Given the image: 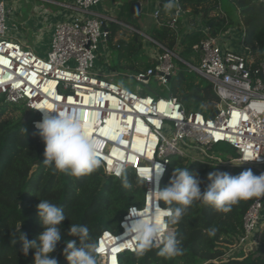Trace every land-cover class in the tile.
Masks as SVG:
<instances>
[{"label": "built area", "instance_id": "obj_1", "mask_svg": "<svg viewBox=\"0 0 264 264\" xmlns=\"http://www.w3.org/2000/svg\"><path fill=\"white\" fill-rule=\"evenodd\" d=\"M105 1L52 2L61 11L49 50L42 55L15 38L7 0H0V98L34 114L31 125L36 131L35 122L42 119L37 108L78 117L98 146L99 169L106 177L121 179L130 172L144 182L143 206L130 208L155 211L162 222L171 210L163 208L162 201L150 192L157 189L159 165L164 169L158 185L162 190L174 157L214 159L209 151L226 144L237 151L238 157L231 160L234 164L258 159L240 166L220 161L221 165L264 173V62L254 67L245 54L224 47L221 39L207 38L194 46L201 59L199 67L185 62L177 51L160 46L162 51L154 55L155 66L134 74L136 82L145 86L152 79L167 86L177 72L174 60L184 62L208 81L219 97L214 118L187 112L173 97L132 92L97 71L99 53L110 40L109 25L117 23L96 12ZM181 1L169 0L176 13L172 28L182 12ZM155 15L158 18L159 11ZM148 40L156 45L150 37ZM263 220L264 197H259L246 211L243 236L230 252L242 246L250 249ZM125 223L128 211L119 233L105 230L97 239L94 254L98 264H120L122 255L136 252L135 242L125 233ZM165 230L174 232L168 224Z\"/></svg>", "mask_w": 264, "mask_h": 264}, {"label": "trees", "instance_id": "obj_2", "mask_svg": "<svg viewBox=\"0 0 264 264\" xmlns=\"http://www.w3.org/2000/svg\"><path fill=\"white\" fill-rule=\"evenodd\" d=\"M50 1L62 3L66 0ZM228 2L238 11V27L243 33L241 44L245 56L256 67L264 62V0ZM168 5L160 9L157 24L148 37L156 43L159 51H162L160 46L177 51L181 59L194 67L193 61L199 59L194 51L195 45L207 38H219L235 27V22L227 13L224 16L220 14L221 0H182L180 5L184 14L190 17L189 24L193 27L202 23L208 29V34L195 32L181 37L179 21L176 28H172L163 20L165 14L175 13L173 5ZM129 7L130 4L125 3L123 12H129ZM121 18L119 21H125ZM126 23L141 31L135 23ZM113 26L110 40L119 32L120 26L117 23H113ZM120 43V55L127 53L131 57L137 54L135 64L131 65L134 72H141L139 65L145 70L154 67L152 59L142 54L144 48L138 33H134L130 41ZM142 55L146 58H142ZM171 82L168 98L177 99L187 112H198L206 118L215 117L220 101L208 81L198 75L190 78L182 72H176ZM26 116L20 107L0 98V264H34L35 249H30L25 256L19 237L22 232L32 241L44 231L37 209L41 200L63 208L66 218L59 226L61 240L50 257H55L58 264H68L63 254L67 243L76 241L79 244L78 237L68 235L71 224L87 226L89 236L86 243L95 247L97 239L105 230L113 234L120 232L119 224L130 207L143 206L146 187L143 181L130 172L116 179L106 177L103 170L98 168L90 175L76 178L46 166L43 162L45 144L38 131L32 127L30 118L25 119ZM222 150L232 156V160L238 157L237 151L231 146H225ZM211 152L209 155L214 156V159L206 158L205 161L174 157L163 180L162 190L168 186L174 168H187L189 173L196 174L201 181L202 192L211 183L207 178L209 173L227 172L236 176L251 169L254 175L261 174L252 168L217 166L220 161L225 163L228 160ZM33 167H37V170L31 174ZM236 169L238 172L234 173ZM125 182L131 187L126 188ZM255 199L241 200L232 205L228 212L216 211L209 205L195 201L187 208L179 223L169 225L180 241L183 255L165 259L158 256V249L153 247L142 256H138L137 252L122 255L120 264H264V237L246 252L227 256L243 236V218ZM162 207L172 211L175 205H167L162 201ZM210 228L216 229L215 235H208Z\"/></svg>", "mask_w": 264, "mask_h": 264}, {"label": "clouds", "instance_id": "obj_3", "mask_svg": "<svg viewBox=\"0 0 264 264\" xmlns=\"http://www.w3.org/2000/svg\"><path fill=\"white\" fill-rule=\"evenodd\" d=\"M171 7V3L168 5ZM42 112V119L35 122V128L42 138L44 149V164L71 177L87 176L101 165L98 158V146L95 140L87 134L81 121L76 116H66L54 109L37 108ZM55 113V114H53ZM26 131V129H25ZM258 158L245 159V161ZM164 169L159 165L156 172L157 189L150 192L154 199L163 201L167 205H175L167 220L162 222L157 212L140 211L133 208L128 210V223L124 224L125 233L135 242L138 256L144 255L153 247L158 249L157 255L165 259H172L183 255V249L176 234L165 230V224L174 225L180 222L187 208L195 201L211 206L214 210L228 212L232 205L241 200L264 197V173L254 175L249 170L232 176L227 172L208 174L211 183L202 192L201 181L196 174L189 173L187 168H174L169 184L163 190L159 189V179ZM117 175H120L117 172ZM152 177L149 178V180ZM124 186L131 187L127 182ZM40 222L44 231L32 241L20 232L21 251L27 256L30 249H35L34 264H58L55 257H50L57 243L61 240L60 225L65 220L63 208L41 200L37 205ZM216 229H208V235H215ZM68 235L78 237L76 241L67 243L63 254L68 264H97L94 246L86 243L89 236L87 226L71 224Z\"/></svg>", "mask_w": 264, "mask_h": 264}, {"label": "rangeland", "instance_id": "obj_4", "mask_svg": "<svg viewBox=\"0 0 264 264\" xmlns=\"http://www.w3.org/2000/svg\"><path fill=\"white\" fill-rule=\"evenodd\" d=\"M48 2H50V4H47ZM52 2L53 1L50 0H7L11 13L10 24H12L15 38L19 39L21 43L30 46L35 51H38L40 53H45L49 50V40L51 37V33L54 24L56 23L57 15L61 11L60 7L53 4ZM146 8H148V12L153 10L151 6ZM221 11L224 13V15L227 13V15L233 19V21L235 22V27L233 28V30L238 32V11L228 2V0H221ZM126 13L129 12L127 11ZM144 15L146 16L145 13ZM145 16L143 20L147 23V28L144 29V34H139V36L144 48L142 54L144 53L148 58L152 59V57L148 55L147 51L151 49H148V45L157 48L155 44L151 43L148 40V36L151 34V31L154 26H149V20L145 21ZM110 29L114 30V26L110 27ZM119 31H122V34L118 32L117 35L120 34L118 41H116L115 38L108 41V51L106 52L107 54L99 53L101 65L107 66V68L111 72L117 71L116 73H114L115 76H113V80H111L125 89H128L132 92H139L141 95H154L153 92H156L157 95H160L163 98H168V94L171 92L172 82L169 83L167 86L162 85L156 79H152L149 86H145L141 83L136 82V80L134 79V74H136V72H134V70L131 68V65L135 64L134 58L137 56V54H133L131 55V57L127 53L120 55V51L118 48L121 45L120 42H124L126 40V37H132L134 33L137 32L131 31L130 29L128 30L123 27H119ZM240 39L242 41V37H239V40ZM196 56H198L199 59L198 61L195 60L193 62L195 63L196 67H199L201 59L199 54ZM142 58L146 57L142 55ZM120 60H122L121 65ZM155 64V61H153V66H155ZM174 64L176 65L177 72H182L186 77L195 78V76L198 75L194 70H192L188 65H186L182 61L174 60ZM138 69L139 71H146L145 68L141 65L138 66ZM18 107H20L26 113V120H28L29 118L30 120L35 119V115L30 113L25 108V106L18 105ZM225 146L229 145L222 144L217 147H214L211 153L221 156V158H224L228 160V162H230L233 157L227 155L225 153L226 151L222 150ZM216 165L220 166L221 164L219 163ZM222 166L227 167L228 165ZM237 172L238 169L234 171V173ZM258 232L259 233H257L254 237L252 245L258 244L259 239L264 237V223H262ZM246 248L247 247L242 246V249L238 251L236 250L233 252H229L227 256H238L240 253L246 252Z\"/></svg>", "mask_w": 264, "mask_h": 264}, {"label": "crops", "instance_id": "obj_5", "mask_svg": "<svg viewBox=\"0 0 264 264\" xmlns=\"http://www.w3.org/2000/svg\"><path fill=\"white\" fill-rule=\"evenodd\" d=\"M125 3L130 4L129 13H126V11L123 12V8H124ZM133 3L140 4V8H139L138 12L133 13L131 11V5ZM165 4H167V2L162 3V0H139V1H135V2H132L131 0H106L101 6H99L96 9V12L103 15V16H108L110 18L115 19L117 21V24L120 27L126 28L128 30L130 29L131 31L137 32L138 34H144V29L147 28V23L144 22V20H143V18L145 16L144 13L146 14L145 21L149 20V26H151V25L155 26L157 24V20H158V18H156L155 14L157 11H160L162 6H164ZM150 6L153 8V10L148 12V10H147L148 8H146V7H150ZM220 14L224 16V13L221 10H220ZM120 16L123 17L121 19H125V21H119ZM175 18H176V13H174V15L168 13V14H165L163 16V20H165L166 23H169L170 26H171V22ZM189 18L190 17H188V16H186V14H184L183 10L179 14V16L177 17V21H179V26H180L181 31H182L181 37H184V35L193 34L195 32H200V33L205 34V35L208 34V29L202 23H198L197 26L192 27L189 24V21H190ZM126 21L131 22V23H135V25H138L141 28V31H137L132 25L127 24ZM176 24H177V22H176ZM176 24H175V28H176ZM110 27H112V25H109V29H110ZM233 28L234 27H232L226 33L221 35L219 37V39L222 40L224 47L229 48L235 52L245 54L244 50H243V46L241 44V39L239 40V37L241 38L243 36V33L241 32V30L239 28H238V32L234 31ZM52 32H53V30H52ZM119 33L122 34V31H119ZM120 34L116 35L114 37L116 41H118ZM51 36H52V33H51ZM50 40H51V37H50ZM50 40H49V43H50ZM125 41H127V42L130 41V37H126ZM149 48H151V49H149ZM148 49H149L147 51L148 55L152 57V61H155L154 55L158 52V48H155L154 46L148 45ZM107 51H108V48H107V44H106L105 49L102 50L101 53L105 54ZM40 54H44V53L41 52ZM96 65H97V71L100 72V74L107 76V77H109V79L113 80V76H115L114 72H111L107 68V66H102L100 63L99 57H98Z\"/></svg>", "mask_w": 264, "mask_h": 264}, {"label": "water", "instance_id": "obj_6", "mask_svg": "<svg viewBox=\"0 0 264 264\" xmlns=\"http://www.w3.org/2000/svg\"><path fill=\"white\" fill-rule=\"evenodd\" d=\"M169 3V0H162V3ZM140 8V4H136V3H133L131 5V11L134 13V12H138ZM37 170V167H33L32 171H31V174L34 173L35 171Z\"/></svg>", "mask_w": 264, "mask_h": 264}, {"label": "bare ground", "instance_id": "obj_7", "mask_svg": "<svg viewBox=\"0 0 264 264\" xmlns=\"http://www.w3.org/2000/svg\"><path fill=\"white\" fill-rule=\"evenodd\" d=\"M122 239H124V238H122ZM114 258H112V260H113Z\"/></svg>", "mask_w": 264, "mask_h": 264}]
</instances>
